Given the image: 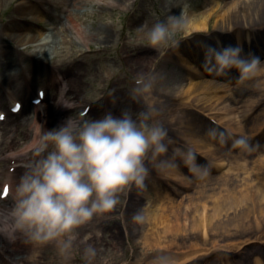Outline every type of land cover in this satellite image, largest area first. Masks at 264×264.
Listing matches in <instances>:
<instances>
[{
	"label": "rangeland",
	"instance_id": "1",
	"mask_svg": "<svg viewBox=\"0 0 264 264\" xmlns=\"http://www.w3.org/2000/svg\"><path fill=\"white\" fill-rule=\"evenodd\" d=\"M19 1L3 0L0 2V24L4 25L6 33L16 31V26H19L20 32H26L28 21L25 19V15L16 10ZM166 1L168 3L169 0H139L128 14H124L120 10L112 13L107 9L98 12L101 4L90 6L88 15L83 17V27H104V24H113L114 30L118 33L114 43L102 45L101 50H97L99 45L95 44V50H86L87 53L84 56H81L78 50L73 49L75 47L72 49L67 47L72 54L64 61L66 63L60 68L53 67L51 69L49 67H52L58 58L48 61L47 71L41 65L44 68L41 75L46 82V84H42V89L44 92L46 91L45 94L52 96L55 94L54 88H45L51 83L47 79V73H53L56 76L60 74L63 75L62 77L68 74L71 76L78 74L74 85L85 91L80 105H86V108L75 110L69 117L85 120L100 118L109 112L119 116L127 111L132 114L133 118L139 120L140 113H149L150 123L163 125L168 131V137L164 141L168 145L167 153L156 155L150 152L146 159L149 175L145 179L144 186L137 187L133 184L118 193L119 204L116 209L112 213L98 215L86 225L81 226L76 231V239L72 242V247L62 251L63 245L55 241L41 244L39 247L33 246L32 241L25 233L17 231L10 234L13 222L9 210L13 203L15 184L27 170H22L20 167L30 168L41 158V155L36 156L37 151L30 146L33 137L25 139L21 132L20 135L12 137L14 143H17L16 146L13 143L14 147H4L5 144L2 141L0 143L3 144V146L0 145V212L5 211L7 217L1 216L0 219V253L1 255L8 254L9 258H4L8 264L264 263V203L259 194L261 189L259 185H264V169L254 172L258 162L256 155L253 154L259 151L264 153V120L261 121L257 129H252V121L256 117V112L242 117L244 110L242 102L230 104L224 101L220 106L230 107L232 111V113H227L225 110L203 109L202 101L196 105V102L190 100L189 104L193 103L200 110L199 113L193 114L190 109L184 110L179 106L183 98L178 96L176 101H173L172 116L185 114L190 123L186 128L178 126V124L171 127L162 120L164 117H171L170 113L155 116L145 102L147 90L148 92H160L162 88L164 90V86H162L164 75L174 74L178 79L179 74L187 73L182 67L183 63L186 64L200 55V44H196L198 37L213 42L217 36L214 23L219 18L215 17L210 20L208 30L191 35H185L184 30H173L167 43L160 47H152L147 42L145 33L153 23L166 20L169 16L179 15L181 12L184 15L187 13L200 15L214 5L213 0H179V7L167 10ZM57 10L54 13L58 14ZM12 18H15L14 22H11ZM10 25L15 30H11ZM250 27L240 26L239 29L226 32L224 35L226 38L222 45L230 44L225 42L234 44L238 39L246 43L249 40L253 43L248 47L245 46V51L248 49V51L254 52L256 48H259L254 45V40L260 44L256 39L264 37L262 36L264 35V26ZM240 30L242 32H239ZM62 31L59 34L60 37L69 35L67 31ZM121 31L127 34L131 33L129 36L131 45L128 48L119 41V32ZM241 35L244 38L241 39ZM244 42L243 44H246ZM9 43L13 45V43ZM0 45L4 46L6 43L0 40ZM192 49L194 52L185 56V53ZM2 56L3 53L0 52V64L8 61L7 54ZM125 56H130L132 60L126 61ZM148 57H154L155 63L151 71L143 78L146 79L148 76L149 81L144 83L139 78L140 69H136V63ZM263 59L264 52L260 56V60ZM30 64L27 62L25 68H31L32 64ZM204 64H201L203 65L202 70L196 75L194 81L207 79L226 85L227 89L225 91L194 92L193 97L227 96L230 93L229 90L240 81L239 73L235 68L233 71L226 69L225 73H220L222 77H218L214 74L215 70L209 71L208 66ZM131 68L133 69L130 72ZM105 70H110L113 74L116 73V77L109 83L104 82L101 77ZM35 72L38 73L35 76L39 77L40 71L35 70ZM125 74H128V80L125 79ZM152 74L155 75L152 77ZM160 74H162L161 77ZM188 85L189 81H185L183 88ZM18 86L28 87L25 81L18 82ZM37 86L39 85L36 84ZM262 87L264 86L262 85ZM14 90L15 97H22L18 91L19 88L17 90L14 88ZM4 97V92L2 93L0 90V98ZM47 102H52L49 97ZM24 104L21 109L25 110L23 114H26L29 109H32V106L30 103ZM45 107L41 109L45 110ZM6 108L7 104L2 101L1 109L5 110ZM47 110L55 112V108H47ZM257 112L260 114V111ZM248 116H251L249 120H247ZM228 119L233 120L232 123H234L230 125V128L225 126ZM236 125L240 127V132L234 131L233 126ZM41 128L42 126L39 124L40 131ZM26 129L29 130V127L26 126ZM1 131H5L4 126ZM171 133H175L173 137L169 136ZM241 136L248 141L247 146L235 145V140ZM190 138L203 148L197 149L190 140L184 143ZM176 149L182 151L177 153ZM189 149L196 153V164L200 166L199 170L202 171V175H198L199 173L194 175L189 172L184 164L183 154ZM217 157L222 158V161L216 162L219 159ZM162 160H167L169 163L177 165V169H181L182 172L177 175L185 177V181H183L185 185L178 186L177 184L176 186V183L166 179L167 173H170L169 169L162 172L157 167ZM10 169H14V171L10 173ZM220 171L224 173L222 174ZM8 173L12 176V185L6 188L3 185ZM198 189L204 190L202 195L198 194ZM4 190L7 191L5 195L3 194ZM228 191L238 199L246 195L245 202L232 207L226 205L225 210L219 214L217 219L213 220L212 203L215 201V197L221 195V200H223L228 197ZM166 197H169L171 202L169 199H164ZM156 206H162L163 209H156ZM196 210L199 213L201 211L202 214V226L200 227H198L199 221L197 226L192 222L195 215L199 220L198 214H195ZM243 211L247 214V219L244 222L239 220ZM153 212H156L157 215H166L169 212H172L174 216L178 214V223L184 228L183 233L167 235L163 231L165 229L155 222L158 226L157 232L160 234L158 236L162 237L163 241L158 245H154L156 243L151 241L153 244L147 246L145 236L153 238L155 237L153 234H156V231H152L154 230V222L151 219ZM185 213L188 215L187 217ZM221 222L225 224V229H218L216 226ZM212 225L215 226V229L212 228ZM89 246L95 247L96 256L93 257L87 253L86 250Z\"/></svg>",
	"mask_w": 264,
	"mask_h": 264
},
{
	"label": "bare ground",
	"instance_id": "2",
	"mask_svg": "<svg viewBox=\"0 0 264 264\" xmlns=\"http://www.w3.org/2000/svg\"><path fill=\"white\" fill-rule=\"evenodd\" d=\"M1 1L3 0H0V2ZM138 1L139 0H20L18 2L16 5V10L22 15H25V19L28 21L26 32H20L18 29L19 26H16V31H9L6 33L4 25L2 26V24H0V40H2L3 43H6L4 46L0 45V52L3 53L2 57L7 54L8 59V61L2 62V64H0V87L7 92V98H0V116L2 117V121L0 122V143L3 141V144H5L4 147L16 146L17 143H14V138L12 137L16 136L17 134L20 135L21 132L24 134L23 138L25 139L33 137L32 143L30 145L33 148L40 140L44 132L58 127L67 118H69L70 114H72L75 110L79 108L83 110L86 108V105H80L82 103V95L85 93V91L82 88L74 85L76 80L75 78H77L78 74L72 76L68 74L63 77V79H59L60 77H55V74L47 73V79L51 81L47 87H50L51 84H53L55 92L54 95L49 96L48 94H45L42 89V84H46L41 75V72L44 70L43 66L47 71L49 67L47 62L58 58L54 62L53 66H50L49 68H60L66 63H64V61L67 60V58L72 54L70 49L73 47H75L73 49H76L79 53H81V56H84L88 50H95V44L99 45L97 50H101L102 45L114 43L118 33L114 30L113 24H104V27H83L82 20L83 17L88 15L87 13L90 11V6L101 4V6L98 8V12L107 9L111 10L112 13L120 10L122 13L128 14L131 8L134 7V4H137ZM213 3L214 5L211 8L200 13V15H192L191 11H189V13H191L190 15L188 13L187 15H184L185 20L188 22V27L186 30H184V33L185 35H191L208 30L210 20L212 18L214 19L215 17H218L219 19L214 23L216 32L215 34L217 35L215 40L213 42H209L204 38L198 37L196 44H200L201 49H199V54L202 56L198 55V57L191 59V61L186 64L184 62L182 67H184L187 73L183 75L179 74L178 79L174 74H166L167 76L163 74L164 76L162 86H164V90L163 88L160 92H148L147 90V99L145 102L147 103L151 113L154 112L155 116H163L164 113H170L171 117H164L162 120L171 125V127L178 124V126H183L184 128H186L190 123V121L187 119V116L185 114H181V116H172V113L174 112L173 101H176L175 99L178 96L183 98V101L182 103H179V106H181L184 110L190 109V112L193 114L199 113L200 110H198V107L193 103L189 104L190 100L196 102V105L198 102L200 103L202 101L204 104L203 109L205 108L211 111L225 110L227 113H232V111L230 107L220 106L224 103V101H227L230 104L242 102L244 108L242 111V117H247V115H250L251 112H256V117H254L252 121V129H257L260 126L261 121L264 120V87H262V85L264 86V59L261 60L259 71L251 78L236 83V86L229 90L230 93L227 96H211L208 98L193 97L194 92L212 90L225 91L227 89L226 85H222L207 79L194 81L196 75L202 70L201 67H203V65L201 64L205 63V46L208 44L221 46L225 40L224 38H226L224 36L226 32H232L236 29H239L240 26H264V0H213ZM176 7H179V0H169L166 5L167 10H174ZM56 9H58V14L54 13ZM14 21L15 18H12L11 22ZM9 27L11 30H15L11 25ZM62 30L67 31L69 35L66 37H60L59 34L63 32ZM239 32H242V30ZM130 35L131 33L127 34L123 31L119 32V41L126 48L131 45V38L129 37ZM242 38L244 37L241 35V39ZM256 40L259 41L260 44L254 40V45L259 46V48H256L254 52L248 51V49L245 51V46L248 47L253 43L249 40H247L248 42L246 43L243 40L241 41L238 39V41L234 44L239 43L243 46V55L251 53L260 58L264 52V37H259ZM9 42L13 43V45H11ZM243 42L246 44H243ZM225 43L232 44V42ZM67 47H70L69 51ZM194 49H192V51L186 52L185 56L192 54ZM124 59L126 61L132 60L130 56H125ZM27 62H30L32 67L25 69L24 63ZM154 63V57H148L137 61L136 69H140L139 78L144 83L149 81L148 76H146L147 80L143 78H145V75L151 71ZM15 67L16 69H13ZM132 69L133 68L130 69V72ZM233 69L234 68L229 70L233 71ZM35 70L40 71L39 77L35 76L38 75ZM52 71L55 72V70ZM21 74L23 75L22 78L21 76H18ZM214 74L215 76L222 77L217 72ZM125 75V79L128 80V74ZM154 75L155 74H152L151 76L153 77ZM62 76L63 75H61V77ZM161 76L162 74H160V77ZM101 77L103 78L104 82L107 81L106 83H109L116 77V73L113 74L110 70H105L104 75L102 74ZM22 79H24L25 83L28 85L27 88L18 86V82ZM53 81H55V83H53ZM185 81H189V85L183 88ZM36 84L39 86L36 87ZM13 85L16 90L19 88L18 91L23 96V98L15 97L14 92L12 91V89H14L12 88ZM39 94H42L43 97H38ZM48 97L52 102H47ZM2 101L7 104L6 109H11L12 112L14 111L12 108L18 106L22 107L24 103L27 105L28 102H32V109H29L26 114H23L25 110L22 109H20V111L18 110V113L16 114L6 113V111L1 109ZM64 101H68L73 105V107H65ZM44 106H46L44 108L45 110L41 109ZM47 108H55V112H51L47 110ZM257 111H260V114ZM250 117L251 116H248L247 120H249ZM232 122L233 120L231 119L226 120L225 126L230 128V125L234 124ZM39 124L42 126L41 131L39 130ZM3 126L5 131H1ZM26 126L29 127V130L26 129ZM233 129L234 131H241L238 125L233 126ZM174 134L175 133H171L169 136L173 137ZM188 140H190V142L194 144L197 149L203 148V146L199 145L197 142H194L195 140L192 138L185 140L184 143ZM13 143L14 146H12ZM3 144L0 145L3 146ZM253 154L254 156L256 155L255 157L258 162L254 172H259L264 169V153L259 151ZM35 155L37 156L41 154L36 152ZM217 158L219 159H217L216 162L222 161V158ZM20 169L25 170L28 168L21 166ZM169 171L170 173H167L168 175L166 177L167 180L172 183H176V186L177 184L178 186L185 185V182H183L185 181V177L177 175L182 172L181 169H177V165L175 169H169ZM198 173V175L203 174L201 170H199ZM223 173L224 172L222 171V174ZM6 183L8 185H12V179L10 178L6 180ZM259 186L261 187L259 194L261 195L262 201L264 203V185L261 184ZM203 191V189L197 190L199 195H202ZM227 193L228 197L224 198L223 200H221V195L215 197V201L212 203L213 220L217 219L219 214L225 210L226 205L232 207L238 205L239 203L245 202L246 195L238 199L232 192L228 191ZM164 199H169V197ZM169 200L171 202V199ZM155 208L163 209L162 206H156ZM244 210L246 211V209ZM245 211L242 212L240 215L241 218H239V220L242 222L247 219V214ZM1 214L4 217H7V213L5 211H2ZM195 214H198L199 220L196 219L195 215V219L192 222L195 224V226H197V222L199 221L198 227H200L202 226L201 211L199 213V211L196 210ZM185 216L187 217L188 215L185 213ZM151 219L154 222V230L152 231H156V234H153L155 236L153 238H148L144 235L147 246L153 244L151 241L156 243L154 245H158L161 243V241H163V238L158 236L160 234L157 232L158 226H156V223L162 226V229H165L163 231L167 235H178L183 233L184 228L178 223V214L177 216H174L172 212H169L166 215H157L156 212H153ZM216 226H218V229H225V224L222 222ZM212 228L215 229V226L212 225ZM17 231L18 230L14 231L11 229L10 234ZM31 243L33 246H41V244L34 242ZM4 258H9L8 254L4 253L1 255L0 253L1 263L8 264ZM254 264L264 263L256 262Z\"/></svg>",
	"mask_w": 264,
	"mask_h": 264
},
{
	"label": "clouds",
	"instance_id": "3",
	"mask_svg": "<svg viewBox=\"0 0 264 264\" xmlns=\"http://www.w3.org/2000/svg\"><path fill=\"white\" fill-rule=\"evenodd\" d=\"M187 27L181 12L153 23L145 35L152 47H160L169 41L173 30ZM205 47L209 71L220 74L235 68L240 81L259 71L260 58L251 53L243 55L239 43ZM64 106L73 107L68 101ZM139 115V120L127 111L85 120L69 117L44 132L34 147L41 158L15 184L9 210L13 230L25 233L37 244L58 242L64 251L72 247L81 226L116 209L118 193L133 184L143 187L149 175L146 159L150 152L167 153L164 141L168 131L163 125L150 123L149 113ZM247 144L243 136L235 140L237 146ZM181 151L176 149L177 153ZM183 156L188 171L197 174L200 166L196 153L189 149ZM157 167L166 172L176 165L162 160ZM86 251L93 257L97 254L92 246Z\"/></svg>",
	"mask_w": 264,
	"mask_h": 264
}]
</instances>
